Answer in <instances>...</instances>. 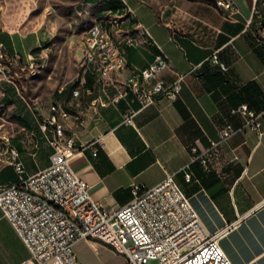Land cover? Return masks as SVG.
Listing matches in <instances>:
<instances>
[{
    "label": "crops",
    "instance_id": "obj_1",
    "mask_svg": "<svg viewBox=\"0 0 264 264\" xmlns=\"http://www.w3.org/2000/svg\"><path fill=\"white\" fill-rule=\"evenodd\" d=\"M121 1L102 0L97 16L125 53L123 76L146 67L164 52L169 64L160 75L165 82H172L178 73L186 74L177 98L140 107L128 95L93 107L96 89L90 73L92 91L85 92L86 84L78 85L76 96L62 87L52 93L50 81L31 84L33 94L26 95L27 86L0 75V106H6L0 117L18 125L15 133L3 134L0 184L20 179L12 148L22 162L24 177L50 164L52 132L50 128L43 131L41 123L52 103L66 100L71 115L58 119L65 134H76L77 146L84 145L70 165L89 183L94 200L108 209L122 206L132 198L133 184L151 187L171 174L206 230L218 234L233 264H264V0H231L233 12L220 10L214 0H166L160 6L152 0H124L132 11L128 16L117 7ZM129 31L136 38L132 45L124 41ZM48 41L38 32L22 35L0 29V47L24 61ZM213 54L226 70L212 62ZM45 57L47 53L39 52L34 61L44 66ZM242 102L261 112L260 132L234 133L219 146V158L205 170L192 158L190 147L208 146L225 124L238 128L242 117L230 109ZM131 111L132 122L127 123L124 117ZM93 147H97L96 155ZM234 153L238 159H233ZM186 171L192 174L190 181L185 179ZM74 249L82 264H101L90 262L87 253L97 255L105 249L125 262L121 254L96 239H80ZM29 255L0 208V264H24Z\"/></svg>",
    "mask_w": 264,
    "mask_h": 264
},
{
    "label": "built area",
    "instance_id": "obj_2",
    "mask_svg": "<svg viewBox=\"0 0 264 264\" xmlns=\"http://www.w3.org/2000/svg\"><path fill=\"white\" fill-rule=\"evenodd\" d=\"M214 4L220 10H235L231 0H214ZM121 9L126 16L132 13ZM83 37L82 74L76 83L84 85L86 73L94 76L93 107L118 102L128 95L140 107L158 103L162 98H177L186 74L178 73L172 82L166 83L160 75L169 64L164 52L163 57L155 55L146 67L123 76L127 69L124 51L120 48V53L110 54V43L116 39L105 29L104 35L92 38L91 28ZM124 41L132 45L136 38L129 31ZM211 60L227 69L215 54ZM93 88L84 90L89 93ZM79 91V87L73 88L72 95H78ZM230 113L242 117L238 128L225 124L219 128L218 138L208 146L190 147L192 158L199 160L205 170L219 158V146L234 133L247 129L260 132L261 112H255L246 102L231 108ZM133 114L134 111L126 114L124 121L131 123ZM59 117H69L66 100L52 103L50 113L41 123L43 131L50 128L52 132L50 164L24 177L22 162L12 148L10 155L20 179L0 184L2 213L30 253L24 264H82L74 249L80 239L101 241L121 254L126 264H233L220 246L218 234L206 230L171 174L151 187L133 184L132 198L122 206L108 209L94 200L89 183L70 165L72 156L84 145L77 146L76 134H65ZM96 152L97 147H93V155ZM233 159H238L236 153ZM184 176L187 181L192 178L189 171Z\"/></svg>",
    "mask_w": 264,
    "mask_h": 264
},
{
    "label": "rangeland",
    "instance_id": "obj_3",
    "mask_svg": "<svg viewBox=\"0 0 264 264\" xmlns=\"http://www.w3.org/2000/svg\"><path fill=\"white\" fill-rule=\"evenodd\" d=\"M152 1L160 6L166 0ZM102 3V0H0V29L22 35L38 32L49 40L39 51H32L30 59L25 61L20 55L7 54L0 47V75L7 76L18 86H27L26 95L33 94L31 84L47 81L52 82V93L61 87L63 90L78 87L76 78L82 74L83 36L99 20L97 13ZM39 52L47 53L44 66L34 61ZM5 107L0 106V113ZM8 112L10 115L11 111ZM2 119L0 117V147L4 145V131L9 135L18 129V125L8 121L5 116V120ZM87 258L93 263L126 264L120 256L106 249L97 255L89 251Z\"/></svg>",
    "mask_w": 264,
    "mask_h": 264
},
{
    "label": "bare ground",
    "instance_id": "obj_4",
    "mask_svg": "<svg viewBox=\"0 0 264 264\" xmlns=\"http://www.w3.org/2000/svg\"><path fill=\"white\" fill-rule=\"evenodd\" d=\"M119 6V5H118ZM120 8H123L124 10H131L130 7L128 6V4L124 1H121V4L119 6ZM111 8V7H110ZM109 8V10L107 11L108 13L111 12V9ZM109 16V15H107ZM107 18V17H106ZM114 21V20H112ZM99 24H96V21L88 28H91V37L92 38H99L100 35H104V28L101 24V20H98ZM94 27V28H93ZM88 29L86 30V32L88 31ZM132 35V34H131ZM83 44H84V37H83ZM120 53V46H119V42L112 40L110 43V54H118ZM156 57H163V52H159L158 54H156ZM71 115V112L69 110V116Z\"/></svg>",
    "mask_w": 264,
    "mask_h": 264
},
{
    "label": "trees",
    "instance_id": "obj_5",
    "mask_svg": "<svg viewBox=\"0 0 264 264\" xmlns=\"http://www.w3.org/2000/svg\"><path fill=\"white\" fill-rule=\"evenodd\" d=\"M117 7H119V6H117ZM85 76H86V83H85V84H86L88 87H92L93 82L91 81L89 75L86 73Z\"/></svg>",
    "mask_w": 264,
    "mask_h": 264
}]
</instances>
